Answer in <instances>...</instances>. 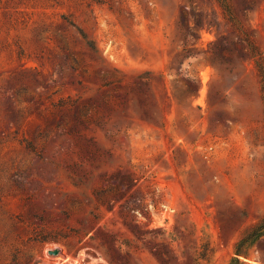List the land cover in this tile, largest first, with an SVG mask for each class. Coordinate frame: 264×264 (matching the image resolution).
Segmentation results:
<instances>
[{
    "label": "rangeland",
    "instance_id": "374dc122",
    "mask_svg": "<svg viewBox=\"0 0 264 264\" xmlns=\"http://www.w3.org/2000/svg\"><path fill=\"white\" fill-rule=\"evenodd\" d=\"M220 1L0 0V264H264V0Z\"/></svg>",
    "mask_w": 264,
    "mask_h": 264
},
{
    "label": "trees",
    "instance_id": "16d2710c",
    "mask_svg": "<svg viewBox=\"0 0 264 264\" xmlns=\"http://www.w3.org/2000/svg\"><path fill=\"white\" fill-rule=\"evenodd\" d=\"M220 4H221V8L224 11V14L227 17V21L232 23L234 26L236 24H238L237 19L234 16V13L231 9L230 3L226 0H223V1H220ZM196 16H198V15H196ZM62 18L64 20H66L65 16H63ZM179 23H180V26L182 28H186L188 30V32H190L192 34L195 33V30L192 28L191 24L188 22V13L185 9H183L181 11ZM200 23H201V19L200 18L196 19V24L199 25ZM70 25L74 26L72 23H70ZM215 45H216V47H218V51L215 53L218 57L221 56V54L224 50L228 49L226 42L222 43L219 40V38L216 39ZM89 46L93 51H96V47L93 44H90ZM59 50L61 53L60 56L64 60V62L69 64L74 70H77L78 69V63H77V58H76V54H77L76 51L73 48H70L66 43H62V42L59 45ZM257 67H258V72H259V76H260V81L262 84V86H261L262 92L264 93V71H263V68L261 67V65L258 64ZM153 82H154V79L152 77V74L148 71H145V72L140 73L136 77L133 84H130V87L128 86V88H130V89H127V86L122 83V80H118L116 82H104V85L108 86V85H111L114 83L115 85H118L121 87V83H122L123 86L121 88H123V90H124L123 91L124 97L127 98V100H129V99H131V96H132L136 100L137 105L146 111V109H148L150 106L148 104V95L150 94L149 89L152 86ZM134 94H136V96H134ZM72 104H73L72 106H74V108H75L73 110L72 114L65 115V117L57 123V125L58 126L66 125L67 122L71 121L75 125H79L81 127L88 126V121L85 120V117L87 116V111H86V109H84V107L80 108V106L78 105L79 99H76ZM146 116H148L149 119H153V117H149L150 112H148V114ZM101 229H104V227L101 226L94 234H91L89 236V239L91 241L95 240L97 233L99 231H101ZM260 229L264 230V220L260 224ZM79 242H80V240H79ZM117 242H118L117 239L113 240V249H115L117 251L120 249L121 246H126L127 248H132V247L133 248H139L137 243L133 242L131 240L123 239L122 241L118 242L119 245L115 246L114 244ZM204 256H206V255H203L202 258H206ZM111 260H113V259L109 260L110 263L112 262Z\"/></svg>",
    "mask_w": 264,
    "mask_h": 264
},
{
    "label": "water",
    "instance_id": "95a60500",
    "mask_svg": "<svg viewBox=\"0 0 264 264\" xmlns=\"http://www.w3.org/2000/svg\"><path fill=\"white\" fill-rule=\"evenodd\" d=\"M49 253L56 254L57 251L56 250H53V251L50 250Z\"/></svg>",
    "mask_w": 264,
    "mask_h": 264
}]
</instances>
